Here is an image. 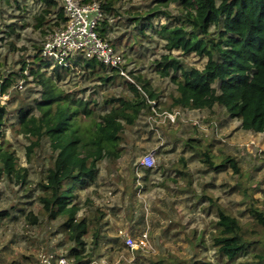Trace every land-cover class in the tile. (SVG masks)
Returning a JSON list of instances; mask_svg holds the SVG:
<instances>
[{"label":"rangeland","instance_id":"obj_1","mask_svg":"<svg viewBox=\"0 0 264 264\" xmlns=\"http://www.w3.org/2000/svg\"><path fill=\"white\" fill-rule=\"evenodd\" d=\"M96 1H110L115 8L114 14H104L110 29L108 39L122 54L131 77L135 81L137 77L148 81L157 97L149 101L150 111H143L133 125H125L119 141V157L101 160L94 181L77 190L81 207L78 215L92 218L94 213L101 214V235L90 260L94 264H152L157 256L172 254L191 258L196 252L204 264H225L217 259L209 245L215 207L224 208L243 224L248 222L251 218L243 201L244 187L253 189L254 198L264 206V131L241 129L239 120L230 117L219 105L211 110L170 106V95L175 93L176 86L169 76L162 77L155 68L161 55L169 52L180 56L187 66L199 69L206 57L167 51L166 42L157 30L162 24L171 25L173 20L163 14L152 17L151 26L146 25L143 33L136 29L139 26L130 17L150 12L156 0ZM176 5L169 2L166 7L172 16L177 14ZM42 7L40 0H0V79L8 75L11 79L5 98H0V104L8 110L3 132L17 162L29 172L25 195H20L17 185L8 179L0 180V212L16 203L24 208L10 211L9 217H0V264H36L39 252L66 255L70 245L59 227L60 218L48 221L40 214V223L33 225L26 219L29 210L34 213L39 210L37 183L51 156L45 139L26 155L30 139L18 131L16 119L17 109L25 104L33 106L41 92L40 84L27 75V70L18 73L21 61L29 63L36 46L42 45L45 39L42 31L49 34L58 27L52 26L55 19L49 20L52 15L46 22H35ZM52 66L50 62L44 69L46 75L51 76ZM72 70L57 85L65 92L89 100L94 110L103 111L106 108L103 100L110 95L131 97L122 78L101 85L97 78L87 79L79 65H74ZM20 80H23L21 89L15 87ZM175 110L180 114L169 124L162 113ZM205 149L215 155L216 165L226 155L235 157L241 177L238 179L227 163L221 168H207L198 157ZM145 154H151L154 160L147 175L143 173L147 167L140 163ZM180 156L186 159L189 185L176 171L181 167ZM119 230L135 239L147 230L146 250H130ZM199 235L204 243L193 248L190 240L193 237L197 240ZM91 240L85 236L88 248L93 246ZM247 258L246 253L240 254L233 263L227 264H245Z\"/></svg>","mask_w":264,"mask_h":264},{"label":"trees","instance_id":"obj_2","mask_svg":"<svg viewBox=\"0 0 264 264\" xmlns=\"http://www.w3.org/2000/svg\"><path fill=\"white\" fill-rule=\"evenodd\" d=\"M40 1L43 2V7L35 16L36 23L48 21L51 15L53 17L49 20L55 19L52 26L65 22L62 8L56 1ZM155 2L156 5L150 12L130 17L135 26H139L136 29L143 33L146 25L151 26L152 17L163 14L168 20H173L171 25L162 24L157 30V34L166 42V50H178L180 55L194 53L206 57L205 64L199 69L187 66L180 56L169 52L161 55L155 68L162 77L169 76L176 86L175 93L170 95V106L211 110L214 105H219L224 107L230 117L239 120L241 129L264 131V0ZM169 2L177 4V14L174 16L166 9ZM100 3L104 14L115 13L110 1ZM59 19L61 22L57 21ZM42 32L47 35V32ZM109 32L107 18L104 16L98 27V34L110 43ZM9 45L14 47L13 43L9 42ZM41 46H36L29 63L21 61L18 71L23 74L27 70V75L32 76L33 81L41 86L40 96L34 100L33 106L25 104L17 109L18 131L30 139L26 155L29 156L44 139L51 150L48 165L37 183L39 210L36 213L29 210L26 219L33 225L40 223V214L48 221L60 218L59 227L70 242L66 256L84 264L90 261L101 235V214L94 213L92 218L78 215L81 207L77 201V190L94 181L101 160L119 157V141L125 125H133L143 111H150L149 101L156 100L157 94L149 88L148 81L139 77L135 78L136 81L125 80L116 70L80 55L65 65L52 63L51 76H48L44 69H47L50 62L42 58ZM74 65H79L86 72L87 79L97 78L101 85L124 79L131 97L110 95L103 100V105L106 106L103 111L94 110L89 100L65 92L57 85V82L63 81L73 71ZM10 80L9 75L4 78L0 93L5 92ZM95 104L96 102L93 103ZM7 114V108L0 104V180L8 179L10 183L17 185L20 195H25L29 172L26 167L19 165L15 152L5 140L3 127ZM198 157L207 168H221L227 163L237 178L241 177L237 160L233 156L226 155L218 165L214 161L215 155L209 149L201 151ZM178 162L181 167L176 171L185 177L189 185L191 181L186 170L185 156H180ZM150 171L151 168H145L143 173L147 175ZM173 180L176 181L175 178ZM242 192L245 209L251 219L243 224L217 205L215 218L211 221L209 245L214 249L217 259L225 264L233 263L244 253L248 255L245 264H264V206L254 198L253 189L244 187ZM23 210V206L16 203L0 212V217H9L10 211ZM85 236L92 239L91 248L87 247ZM190 242L196 248L204 240L199 235L197 240L193 237ZM204 263L196 252L191 258L170 254L157 256L152 262Z\"/></svg>","mask_w":264,"mask_h":264},{"label":"built area","instance_id":"obj_3","mask_svg":"<svg viewBox=\"0 0 264 264\" xmlns=\"http://www.w3.org/2000/svg\"><path fill=\"white\" fill-rule=\"evenodd\" d=\"M62 8L65 22L45 36L41 46V56L49 62L65 65L69 59L75 58L73 54L86 59H94L104 67L114 69L125 80L133 81L129 70L124 66L122 54L108 41L98 34L100 21L104 17L101 3L96 0H54ZM4 78L0 79V86ZM23 80L16 84V88L23 87ZM5 92L0 93V98H5ZM164 120L174 123L180 114L163 112ZM142 165L151 168L154 160L151 154H145L140 160ZM126 247L130 250H146L148 246L147 230L135 239L133 236L119 230ZM36 264H80L73 258L62 253L42 251L37 254ZM87 264H94L90 260Z\"/></svg>","mask_w":264,"mask_h":264},{"label":"crops","instance_id":"obj_4","mask_svg":"<svg viewBox=\"0 0 264 264\" xmlns=\"http://www.w3.org/2000/svg\"><path fill=\"white\" fill-rule=\"evenodd\" d=\"M213 109V108H212Z\"/></svg>","mask_w":264,"mask_h":264}]
</instances>
